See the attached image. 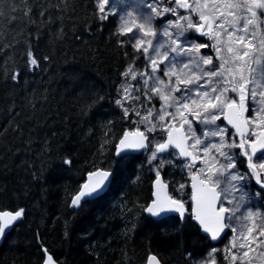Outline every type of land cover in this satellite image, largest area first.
I'll use <instances>...</instances> for the list:
<instances>
[{"label":"trees","instance_id":"16d2710c","mask_svg":"<svg viewBox=\"0 0 264 264\" xmlns=\"http://www.w3.org/2000/svg\"><path fill=\"white\" fill-rule=\"evenodd\" d=\"M33 6L35 23H24L21 10ZM42 8L51 22L39 16ZM118 26L114 15L97 19L95 0H0V210H24L0 247V264H42L44 248L60 264H146L152 253L164 264H193L213 244L190 212L147 215L156 179L150 152L116 155L123 132L138 121L115 103L121 73L134 59L139 71L144 60L129 34L113 35ZM29 46L49 58L35 70L25 67ZM15 70L22 75L14 82ZM175 158L161 172L191 208L187 162ZM97 168L113 172L109 190L72 207ZM180 182L183 194L174 191Z\"/></svg>","mask_w":264,"mask_h":264},{"label":"snow or ice","instance_id":"6c2138e0","mask_svg":"<svg viewBox=\"0 0 264 264\" xmlns=\"http://www.w3.org/2000/svg\"><path fill=\"white\" fill-rule=\"evenodd\" d=\"M95 3L101 23L110 15H118L115 0L112 3L95 0ZM49 8H42L39 16L51 22ZM147 8L148 13L140 17L127 12L119 16L121 23L113 34L132 33L130 40L135 43L129 46L147 61L144 70L137 71L134 59L121 73L120 98L115 103L125 117L134 115L138 121H133L136 123L133 130L123 132L116 155L124 158L132 151L150 152L149 164L156 162L152 170L157 191L145 210L153 216L177 212L181 218L187 211L185 203L166 192L167 184L160 175L164 160L158 157L166 153L179 157L181 163L187 160L183 167L190 173L194 219L212 240L221 238L227 231L237 233L224 250L223 258L229 264H252L254 257L249 253L256 254L259 250V255L264 256V213L248 210L246 205L241 212L244 197L239 200L229 197L248 187L247 181L254 177L258 188L251 197L264 200V0H152ZM21 11L26 18L24 23H35L34 6ZM169 15L175 19H168ZM157 17L165 18L159 32L153 27ZM192 36L204 42L196 43L190 39ZM3 48L0 45V51ZM205 48L213 54H202ZM24 57L25 67L30 70L40 68L41 60L49 59L35 56L30 46ZM21 75L20 70H15L10 78L15 82ZM129 80L136 81L138 87ZM153 100L160 103L159 108ZM137 101L139 108H132ZM221 118L234 132L227 126L216 125ZM200 124L215 127L202 130V139L196 134ZM155 134L161 135L163 142L155 143L153 149L149 147L152 143L149 137L155 139ZM208 137H219V141L211 143ZM245 159L246 169L241 172ZM64 163L72 161L65 159ZM198 163L203 167H198ZM112 175V171L101 168L89 172L71 206L80 207L82 201L86 203L100 196L111 183ZM221 178L227 180L229 187L220 189ZM184 188L180 184L174 191ZM23 214V209L0 212V238ZM236 222L239 230L232 226ZM43 252L42 264H58L48 249L44 248ZM215 252L213 249L209 254L210 264H216ZM146 264H160V261L150 255Z\"/></svg>","mask_w":264,"mask_h":264},{"label":"rangeland","instance_id":"374dc122","mask_svg":"<svg viewBox=\"0 0 264 264\" xmlns=\"http://www.w3.org/2000/svg\"><path fill=\"white\" fill-rule=\"evenodd\" d=\"M151 2H152V0H115L116 11L118 12V15H114V16L118 19L119 25H120L121 20L119 19V16L124 15L126 12L127 13H132L133 16H135V17H140L142 15H146L148 13V11H149V9L147 8V5L149 3H151ZM110 3H112V0H110ZM166 6H170V5H166ZM180 12H181V14H184V10L183 9H181ZM167 18L168 19H172V20L175 19V17H173L171 15H169ZM137 22L139 23V22H142V21L137 20ZM164 23H165V18L164 17H157L153 21V27L156 28V30L159 32L160 29H161V26ZM129 35L131 37L132 33H129ZM190 39H192L196 43L204 42L203 39H197L196 36H192V37H190ZM204 39H206V38H204ZM131 41L133 43H135L134 40H131ZM208 43H212V41L209 40ZM201 53L202 54H213L207 48L202 49ZM142 62H143V64H142ZM142 62H141L142 66L140 64V70L139 71L144 70V68L147 65V61L145 59ZM161 68L163 69L164 65H161ZM157 102H154V105L156 106V108H159L160 107V103L159 102L157 103ZM170 111H171V109H170ZM216 125H218L221 128H224L225 126L228 127L226 122H223L221 120H217L216 121ZM194 127H196L195 124H194ZM214 127H215L214 125L200 124L199 127L196 128V134H197V136H201L202 130L203 131H210ZM141 130H143V128H141ZM201 138L203 139L202 136H201ZM207 139L211 143H217L219 141V137H208ZM150 140H152L153 149H154L155 143H157V142H161L162 143L163 142V140L158 138L156 135H155V139H153L150 136ZM232 151H236V150L233 149ZM158 158L159 159H163L164 163H166V164H168V161H172V163H169V164H174L176 162V158L175 157L168 156L166 153L165 154H160V156ZM186 162H187V160H186ZM197 166L198 167H203V164H198ZM181 168H182V171H184V172L188 171V169L185 168V167H181ZM245 169H246V166L245 167H241L240 171L244 172ZM161 173H163V172H161ZM164 176H165V174H164ZM189 177H190V173H189ZM190 182H191V180H190ZM241 183H244V182H241ZM180 184H181V182L179 184H177V186H176L177 189H179V185ZM247 184H248V187L241 188L240 191L233 192L231 194V196L229 197V199H231L232 197H236V199L239 200V198L241 196H243L244 200L242 202L241 212L245 211V207L244 206L246 205V206H248V210H251L253 212L259 211V212L264 213V207H262V205H264V200L251 197V194L256 192V190L258 188V185H256V183H255V178L252 177L249 181H247ZM226 187H229V185L227 183V180L225 178H221L220 189H224ZM237 187H240V186L237 185ZM179 192H181L183 194L184 193V189L183 190H179ZM191 193H192V191H191ZM191 193H190V197H191ZM174 198L184 201L183 199H181L179 197H174ZM184 202H186V201H184ZM225 206L227 207L229 205L225 204ZM239 215H240V213H237V216H239ZM232 226L236 227L239 230V223L238 222L233 223ZM236 235H237V233H233L231 231H228L227 234L225 235L224 239L221 241V243H217V244L213 243L212 245H209L207 247V249L204 250V252L202 253V256L200 258H196V259L193 260V264H210V262L212 260V256H210L209 254L212 253L213 249H216V252L213 254L214 257H215L216 264H229V261L225 260L223 258L224 255H225L224 250L229 246L230 242L233 240L234 236H236ZM249 255L254 257L253 260H252V264H264V256H260L259 255V250L257 251L256 254L249 253Z\"/></svg>","mask_w":264,"mask_h":264},{"label":"water","instance_id":"95a60500","mask_svg":"<svg viewBox=\"0 0 264 264\" xmlns=\"http://www.w3.org/2000/svg\"><path fill=\"white\" fill-rule=\"evenodd\" d=\"M149 138H150V137H149ZM143 151H144V150L132 151V152H130L129 154H138V153H141V152H143ZM177 151H178V150H177ZM198 164H199V163H198ZM101 169H104V168H101ZM104 170L111 171V170H109V169H104ZM160 175H161V178H162L163 182H164L165 184H167L166 192L168 193V195L172 196V194H171V188H170V183L166 180V178H165V176H164L163 173H160ZM110 179H111V183H112L113 175H112V177H111ZM86 180H87V178H86ZM155 180H156V179H155ZM155 180H154V183H153V199L155 198V195H154V194H155L156 191H157V187H156V185H155ZM85 182H86V181H85ZM85 182H84V183H85ZM111 183L108 185L107 188H105L104 192H103L101 195L105 194V193L109 190V188H110V186H111ZM161 194L163 195V192H162ZM101 195H100V196H101ZM98 197H99V196H98ZM95 198H96V197H95ZM172 198H173V199H176V198H174L173 196H172ZM92 199H94V198H92ZM89 200H91V199H89ZM179 200H180V199H179ZM82 202H83V201H82ZM82 202H81V204H82ZM182 202H184V201H182ZM184 203H185V202H184ZM192 206H193V202H192ZM80 207H81V206H80ZM80 207H76V208H80ZM185 208L187 209V211L185 212V214H184V216H183L182 219H184L185 216L189 213V208H188V206H187L186 203H185ZM5 211H7V212H12V213L15 212V211H12V210H4V211L0 210V212H5ZM146 213H147V215H149V216H151L152 218L157 219V220H160V219L165 218V217H167V216H180L179 213H177V212H167V213L161 214L160 216H153V215H151L150 213H148L147 211H146ZM190 213H192V210H191ZM192 215H193V217H194V214H193V213H192ZM22 218H23V216H22L21 218H19L18 220L14 221L13 224H12L8 229H6V234H5V236H4L3 238H0V247H1V245L4 243V241H5L6 237L8 236V234L14 229V227L19 223V221H20ZM194 220H195V219H194ZM195 222H196L197 225L201 228L202 232L210 237V234H209V233L204 232L203 227H202L201 225H199V222L196 221V220H195ZM227 232H228V231H227ZM225 235H226V234H222L221 238H219V239H217V240H212V239H211V240H212L213 243H219V242H221V241L224 239ZM46 249H47V248H46ZM49 253L52 254L51 252H49ZM52 255H53V254H52ZM150 255H155V256L159 259L160 264H164L163 261L160 259V257H159L158 255H156V254H154V253H152V254H150ZM150 255H149V256H150ZM53 257H54V255H53ZM54 259H56V258L54 257ZM57 261H58V260H57ZM58 264H60V263L58 262Z\"/></svg>","mask_w":264,"mask_h":264},{"label":"flooded vegetation","instance_id":"af4514ba","mask_svg":"<svg viewBox=\"0 0 264 264\" xmlns=\"http://www.w3.org/2000/svg\"><path fill=\"white\" fill-rule=\"evenodd\" d=\"M246 160V159H245Z\"/></svg>","mask_w":264,"mask_h":264}]
</instances>
